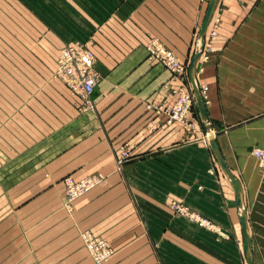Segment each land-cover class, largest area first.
<instances>
[{"label":"crops","instance_id":"obj_1","mask_svg":"<svg viewBox=\"0 0 264 264\" xmlns=\"http://www.w3.org/2000/svg\"><path fill=\"white\" fill-rule=\"evenodd\" d=\"M208 0H0V264H247L234 192L210 152L187 67ZM194 66L219 154L237 180L251 264H264V0H217ZM155 40L182 80L147 59ZM83 44L89 108L55 77L59 49ZM179 90L184 123H167ZM122 152L127 159L117 167ZM99 183L65 206L62 179ZM179 204L216 231L174 213Z\"/></svg>","mask_w":264,"mask_h":264},{"label":"built area","instance_id":"obj_2","mask_svg":"<svg viewBox=\"0 0 264 264\" xmlns=\"http://www.w3.org/2000/svg\"><path fill=\"white\" fill-rule=\"evenodd\" d=\"M214 29L212 27L208 33V41L203 45V52L209 47L208 42L215 34ZM145 49L149 61L161 65L173 78L183 79L186 72L185 66L179 63L169 50L162 47L155 40L149 41ZM93 64V55L80 43L62 46L55 60V77L59 78L73 94L81 98L82 104L79 108L81 111L89 108V97L96 83ZM206 90L205 86L198 88L202 101L206 100ZM175 94L176 100L169 110H164L157 106L154 108V111L156 113H164L167 118V123H184L185 116L188 114L192 104V96L181 90ZM251 155L256 160L257 166L264 169V146L251 150ZM127 157V153L122 152L116 160L117 167L121 166ZM99 182V178L97 177H84L78 181H74L70 177L63 178L62 184L64 187L65 206H69L76 199L94 188ZM170 208L174 213L185 217L198 227L209 231H216L210 222L190 212L182 205L173 203L170 205ZM79 238L93 264H103L111 257L112 250L104 240L93 236L88 231L79 232Z\"/></svg>","mask_w":264,"mask_h":264},{"label":"water","instance_id":"obj_3","mask_svg":"<svg viewBox=\"0 0 264 264\" xmlns=\"http://www.w3.org/2000/svg\"><path fill=\"white\" fill-rule=\"evenodd\" d=\"M216 1L217 0H208V2H207V6L205 8V12H204L203 18L201 20V23H200V26H199V29L197 32L195 48H194L193 54L190 58V61H189L188 67H187V77H188V81H189L190 86H191L192 96H193V100H194L196 110L199 114V118L202 121L203 127L206 131V138H207V142H208L210 152H211L213 159L215 160L216 164L218 165L219 169L221 170V172L223 173L225 178L228 180L229 184L231 185V187L233 189L236 207L239 210L238 220H239V224H240V231H241V238H242V250H243V254L246 258L247 264H251L249 256H248L247 231H246L245 221L243 218L242 207H241L240 186H239L237 180L231 175L229 170L226 168V166H225V164H224V162H223V160L219 154V151L217 149V146H216V143L214 140L213 133L210 130V125H209L207 118H206L205 110H204L202 100H201L199 92H198L197 85H196L195 80H194V66H195V63L201 54L202 46H203L204 32H205L211 11H212Z\"/></svg>","mask_w":264,"mask_h":264},{"label":"rangeland","instance_id":"obj_4","mask_svg":"<svg viewBox=\"0 0 264 264\" xmlns=\"http://www.w3.org/2000/svg\"><path fill=\"white\" fill-rule=\"evenodd\" d=\"M79 236V235H78Z\"/></svg>","mask_w":264,"mask_h":264}]
</instances>
